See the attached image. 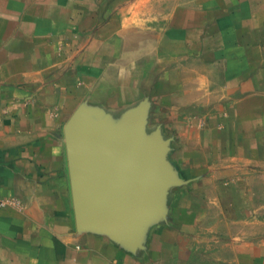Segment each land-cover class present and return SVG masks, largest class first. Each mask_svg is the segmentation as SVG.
Listing matches in <instances>:
<instances>
[{
    "label": "crops",
    "instance_id": "1",
    "mask_svg": "<svg viewBox=\"0 0 264 264\" xmlns=\"http://www.w3.org/2000/svg\"><path fill=\"white\" fill-rule=\"evenodd\" d=\"M264 0H0V264H264ZM134 147L105 212L70 134Z\"/></svg>",
    "mask_w": 264,
    "mask_h": 264
},
{
    "label": "water",
    "instance_id": "2",
    "mask_svg": "<svg viewBox=\"0 0 264 264\" xmlns=\"http://www.w3.org/2000/svg\"><path fill=\"white\" fill-rule=\"evenodd\" d=\"M134 154L133 146L114 150L101 146L95 136L70 134L68 158L73 190L105 212L119 210L123 203L114 198L112 189L128 175V163Z\"/></svg>",
    "mask_w": 264,
    "mask_h": 264
},
{
    "label": "rangeland",
    "instance_id": "3",
    "mask_svg": "<svg viewBox=\"0 0 264 264\" xmlns=\"http://www.w3.org/2000/svg\"><path fill=\"white\" fill-rule=\"evenodd\" d=\"M262 44L264 46V34ZM245 176L248 183L246 191L252 197L253 220L250 226L257 233L256 237L264 240V153L257 163L248 166Z\"/></svg>",
    "mask_w": 264,
    "mask_h": 264
},
{
    "label": "built area",
    "instance_id": "4",
    "mask_svg": "<svg viewBox=\"0 0 264 264\" xmlns=\"http://www.w3.org/2000/svg\"><path fill=\"white\" fill-rule=\"evenodd\" d=\"M8 201L5 198H0V209L8 205Z\"/></svg>",
    "mask_w": 264,
    "mask_h": 264
}]
</instances>
